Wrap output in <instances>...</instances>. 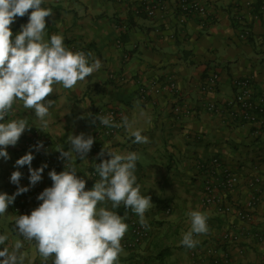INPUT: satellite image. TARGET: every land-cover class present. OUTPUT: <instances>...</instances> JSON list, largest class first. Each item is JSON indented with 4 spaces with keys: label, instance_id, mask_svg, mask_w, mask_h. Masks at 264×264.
<instances>
[{
    "label": "crops",
    "instance_id": "1",
    "mask_svg": "<svg viewBox=\"0 0 264 264\" xmlns=\"http://www.w3.org/2000/svg\"><path fill=\"white\" fill-rule=\"evenodd\" d=\"M152 1L43 2V7L53 11L52 16L45 18L43 39L50 41L53 34L61 35L65 47H85L91 54L89 62L99 59L102 67L78 81L73 89H64L61 84L52 86L54 92L47 99L55 104L45 117L48 127L44 132L39 130L40 121L34 111L25 109L22 101L17 99L12 107L8 122L25 119L31 128L25 130L15 146L7 148L10 159L0 157V193L12 195L17 191V185L10 181L12 172L17 170L22 173L19 186L29 190L16 196L7 212L0 215V235L8 236L0 250L7 247L11 252L15 242L21 241L23 247L18 254L24 256L23 264L44 262L36 242L25 240L16 230V217L30 215L42 203L30 197L31 188L41 193L52 185L49 171L64 170L65 161L57 150H68V135L80 133L95 138L93 151L86 159L71 162L77 175L87 180L86 190L100 179L92 176L96 163L110 158L98 156L105 145L121 154H139L137 183L141 195L152 198L153 206L145 213L152 228L151 237L134 252L123 249L118 264H213L216 259L220 264H264V202L249 223L233 214H220L216 207L203 204L199 169L201 163L221 159L226 168L241 176L237 196L242 199L247 194V179L256 171L264 175V126L241 123L231 115L236 108L230 107L237 93L234 82L243 78L252 79L255 98L264 102V0H253L251 9L245 6L251 0H201L209 10L207 17L186 21L173 11L163 17H147L142 6ZM170 1L174 5L178 2ZM233 16H241L248 38L241 37ZM27 22L28 14L17 17L10 25L14 35ZM211 72L219 74V86L215 93L206 94L203 88ZM170 78L176 82L177 93L152 86L155 81L164 85ZM143 85L147 91L145 99L139 93ZM210 103L216 104L219 111L209 112ZM178 105L185 106L186 111L177 114ZM111 108L120 112L119 124L126 116L132 127H118L114 135L106 137L98 132L97 120L92 121ZM135 130H140L150 142L134 143L131 132ZM36 135L52 142V152L42 156L31 150L33 169L47 165L41 181L33 186L28 166L17 168L15 162L30 152L23 143ZM100 206L110 208V204ZM17 207H26L28 213L17 212ZM193 210L207 215L209 232L196 236L200 243L187 249L180 240L190 228L188 213ZM113 211L126 214L124 222L139 221L131 209L121 206ZM229 229L242 232L239 244L222 241V234ZM159 255L162 256L158 260ZM47 264H52V260Z\"/></svg>",
    "mask_w": 264,
    "mask_h": 264
},
{
    "label": "clouds",
    "instance_id": "2",
    "mask_svg": "<svg viewBox=\"0 0 264 264\" xmlns=\"http://www.w3.org/2000/svg\"><path fill=\"white\" fill-rule=\"evenodd\" d=\"M44 0H0V157L10 159L7 148L15 146L26 129H30L25 119L11 120L4 123L5 117L18 99L25 109L33 110L40 121V131L48 127L45 119L54 100L47 99L53 94L54 84H61L64 89H73L78 81L85 80L101 67L99 59L89 62L91 54L83 51L73 52L67 49L61 35L53 34L50 41H45L46 17L53 15L51 8L43 7ZM29 10H31L29 14ZM28 14V22L21 25V30L13 34L10 25L17 17ZM87 115L91 116V113ZM83 118V117H81ZM106 127H125L132 124L125 116L121 124H116L111 117L97 115L93 123ZM44 132V131H43ZM134 143H149V138L140 130L131 132ZM68 150H57L65 161L64 170L57 173L49 171L52 181L37 197L39 204L30 215H19L15 224L18 233L27 241H35L38 253L47 264H118L123 252L121 244L127 230L126 214L121 216L114 209L123 206L139 217L140 225L149 227L145 213L152 208L150 195H141L140 185L135 175L136 152L121 154L103 145L99 157L107 155L95 165V173L100 177L92 188L86 190L87 180L77 175L72 161L85 160L95 138L68 135ZM42 142L36 146L37 151ZM34 155L28 152L16 160L17 168L28 166L29 180L35 185L42 179L46 164L33 169ZM20 171H13L11 183L17 185V191L8 195L0 193V215L7 212L16 196L27 192V187H20ZM87 179H90L87 178ZM99 205H109L100 206ZM190 228L180 240V245L194 249L200 241L196 236L209 232L207 215L193 210L188 213ZM8 239L0 235V245ZM23 247L17 240L13 250L7 247L0 250V264H23L24 256L18 254Z\"/></svg>",
    "mask_w": 264,
    "mask_h": 264
},
{
    "label": "built area",
    "instance_id": "3",
    "mask_svg": "<svg viewBox=\"0 0 264 264\" xmlns=\"http://www.w3.org/2000/svg\"><path fill=\"white\" fill-rule=\"evenodd\" d=\"M254 4V1L251 0L248 1L245 6L246 8L251 9ZM172 10H174V12L175 10L179 12L182 21L207 17L209 13L207 6L201 2V0H178L175 5L170 0H153L151 3L142 6V12L149 18L163 17ZM237 20L242 23L241 16L237 17ZM248 36V30L243 31L241 34L243 39L248 38ZM66 48L73 52L83 51L86 55L89 54L88 50L83 46H66ZM126 60H128V56L125 57V61ZM219 79L220 76L217 72H211L206 78L203 91L206 94L215 93L219 86ZM143 86L140 88L139 93L140 95L142 94V98L145 99L147 91L145 90V86ZM152 86L156 88L158 87L159 90L166 88L171 93H177L178 90L173 78L168 79L167 83L164 85L161 81H155ZM234 86L237 93L230 104V107L231 109L233 107L236 108V111L231 112V115L239 119L240 122H247L253 126H264V102L255 98L252 79H237L234 82ZM184 107L182 105L176 106V113L182 114L184 110L186 111V107ZM207 110L214 113L218 112L219 108L216 104L210 103L207 106ZM11 112L12 109L5 117V120L3 121L4 123H7L10 120ZM99 115L111 117L112 121L116 124H119L121 118L120 112L114 108L105 110ZM97 129L99 133L106 137H110L116 133L118 127H106L99 124V120H97ZM41 142L43 147L39 149L40 155L47 156L51 154L52 142L42 136L36 135L27 139L23 143V147L26 151L37 150L36 146ZM92 151L93 148H91L90 152ZM199 169H202L203 204L205 206L216 207L217 211L222 215L233 214L242 222H252L258 206L264 202V175L256 171L247 179V194L242 199V197L237 196V191L242 184L241 176L226 168L221 159L216 157L207 162L201 163ZM92 176L94 178L99 177L95 171L92 172ZM29 194L31 198L38 200L37 197L40 192L31 188ZM16 211L22 214L28 213L26 207H17ZM168 213H170V211H168ZM125 223L128 224V230L122 239L121 244L124 250L134 252L151 237V226L149 225V227L145 229L140 225L139 221ZM242 235L241 231L229 229L222 234V241L228 245H237L239 244ZM213 264H220V261L216 259Z\"/></svg>",
    "mask_w": 264,
    "mask_h": 264
},
{
    "label": "trees",
    "instance_id": "4",
    "mask_svg": "<svg viewBox=\"0 0 264 264\" xmlns=\"http://www.w3.org/2000/svg\"><path fill=\"white\" fill-rule=\"evenodd\" d=\"M259 2V1H258ZM258 2H257V4H258ZM256 4V5H257ZM173 12H174V10H172ZM175 13H177V16H179V12L178 11H176L175 10ZM233 23H234V26H235V28H239L240 29V31H245V30H247V26H243V25H241V23L237 20V18H235V16H233ZM241 123H244V124H248L247 122H241ZM250 125V124H249ZM200 171H202V169L200 170ZM202 172H200V174H201ZM202 182V185H203V181H201ZM124 208V207H123ZM125 209V208H124ZM167 252H169V250H167ZM161 256L162 255H159V256H157V259L159 260L160 258H161ZM163 258V257H162Z\"/></svg>",
    "mask_w": 264,
    "mask_h": 264
},
{
    "label": "rangeland",
    "instance_id": "5",
    "mask_svg": "<svg viewBox=\"0 0 264 264\" xmlns=\"http://www.w3.org/2000/svg\"><path fill=\"white\" fill-rule=\"evenodd\" d=\"M192 20V19H191ZM151 230H152V228H151Z\"/></svg>",
    "mask_w": 264,
    "mask_h": 264
}]
</instances>
